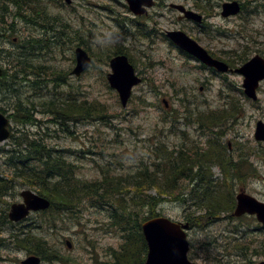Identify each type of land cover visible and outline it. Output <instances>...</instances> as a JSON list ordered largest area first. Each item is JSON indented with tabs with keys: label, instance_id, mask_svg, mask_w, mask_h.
I'll return each mask as SVG.
<instances>
[{
	"label": "rangeland",
	"instance_id": "obj_1",
	"mask_svg": "<svg viewBox=\"0 0 264 264\" xmlns=\"http://www.w3.org/2000/svg\"><path fill=\"white\" fill-rule=\"evenodd\" d=\"M37 1L50 15L60 18L34 11L31 0L20 3L0 0V65L4 68L0 75V112L9 118L11 132L9 138L0 144V172L15 178L21 186L9 187L5 191L0 209L8 210L11 203L20 201V191L30 188L24 185L60 187L59 183L70 177L63 164L69 149L75 151L72 156H67V160L78 166L77 178L89 181L103 176L127 179L134 175L131 172L137 167L144 169V164L149 165L155 155L164 151L165 146L159 150L153 149L160 141L166 143L168 153H171L185 143L182 136L196 140L197 133L190 132L197 127L196 117L188 115L191 109H194V114L218 117L221 112L227 114L224 109H230L233 105L237 107L238 101L242 105V115L236 119H225L213 128L212 133H217L213 136L221 144L238 142L250 149L248 154L258 174L243 178L235 171L234 176L229 177L228 184L234 193L244 189L257 200L264 201V143H256L253 139L256 121L264 122V82L258 88L257 101L243 100L239 93L241 76L229 73L218 77L194 70L195 64H185L186 59L167 47L158 34L182 29L209 52L224 61H234L237 67L239 56L250 58L259 54L264 57V0H240L243 7L258 1L259 12L250 14L246 24L238 17L224 19L219 15L218 6L230 0H208L207 4L214 8L206 11L200 10L193 0H156L158 4L140 20L150 26L156 36L149 39L140 36L139 42L124 39L120 34L115 20L123 22L129 14L109 0H73L70 6L55 0ZM200 1L207 6L204 0ZM169 3L182 4L202 14L206 17L205 28L199 31L186 21H179L178 13L168 8ZM13 6L16 8L14 14L9 12ZM4 33H16L19 47L6 42ZM13 37L16 38L14 35L11 39ZM79 38L93 62L86 73L76 78L69 73L74 66L73 49L79 44ZM58 43L61 46L58 47ZM118 44L128 52L127 56L143 78V82L133 89L125 109L120 106L116 93L108 88L105 80L109 71L108 55ZM163 64L165 68H162ZM55 86H58L56 91ZM182 88L186 89L188 95L179 99L175 92ZM162 91L170 95L169 98L173 97V92L175 97L168 101L169 106L165 111L161 110V100L166 98L164 94L162 96ZM55 93L61 96L71 93L79 100H86L88 105L99 104L102 112L79 123L65 119L49 109L46 111L47 105L55 100ZM30 108H39L44 114L36 115L37 119L34 120L28 119L27 114L22 115L21 112H27ZM186 116L190 117V124ZM172 127L176 134L170 135L167 131ZM178 129L186 131L187 135L177 133ZM213 136L207 133V136L199 138L197 135V147L204 149ZM200 156L197 154L194 158ZM164 161V158H160V163ZM211 173L217 182L223 180L217 165L212 167ZM106 207L105 200L96 203L97 209ZM158 211L185 222L183 204L162 202ZM115 212L118 213L116 216H121V212ZM105 217V213H99L87 204L78 209L72 208L71 212L55 221L56 230L47 238L53 251L60 253L69 264L107 262L108 249L118 247L120 237L105 224ZM248 218L251 217H245L242 223L257 232L251 233L250 237L247 235L248 242L254 240L262 247L264 232H258L254 219ZM224 219L208 225L201 223L187 232L191 243L188 253L190 261L219 264L216 245L226 244L230 238L226 236L228 225L235 223ZM0 227L10 235L0 242V264H19L27 255L39 256L41 264H60L52 259L48 251L35 254L21 246L14 239L16 225L13 222L5 220ZM2 236L7 237L6 234ZM66 240L71 242V247L66 246ZM243 259L248 264L249 257ZM255 261L257 264L264 261V256H257Z\"/></svg>",
	"mask_w": 264,
	"mask_h": 264
},
{
	"label": "trees",
	"instance_id": "obj_2",
	"mask_svg": "<svg viewBox=\"0 0 264 264\" xmlns=\"http://www.w3.org/2000/svg\"><path fill=\"white\" fill-rule=\"evenodd\" d=\"M21 0H10L13 3H20ZM23 1V0H22ZM17 7V6H16ZM82 104L77 105V103L72 102H61L55 103L53 108L46 107V110H51L53 113H58L56 115L63 116L65 119H69L70 121L82 120L87 117L91 118L94 116H98L102 112V108L99 104H91L89 106L85 105V102H81ZM33 109L30 108L27 112L22 111L21 114H27L28 119H33ZM229 114L239 113V108L233 106L230 110ZM34 120V119H33ZM203 123V121H200ZM40 147V145H39ZM37 150V148H36ZM183 156L184 152H180ZM201 155L197 157L195 166H197V179H196V187L194 191L195 196H191L190 201L196 202V204L204 210L201 216L197 218H192L187 215H184V218L188 220L190 223L194 225H199L201 223H207L208 219L217 218L218 215L222 211L229 210L233 205V198L231 196H222L219 191V185H215L212 180L211 174L207 170H209L210 165L208 162L213 158L218 163L223 170H229L231 175L234 176L235 171H238V175L241 176L242 173H245V160L242 157H238L236 159L226 156L223 152H218L214 157L211 155ZM63 164L67 167V170L70 173V177L62 180V183H59L60 187H49L47 184H42L40 186V191L43 194H46L49 199L52 201V206L49 210L42 212L39 215V218L36 220L38 226L33 229V233L31 229L27 231H23L21 233L15 234V239H18L21 235L26 236L18 240L20 245L26 247L29 251L35 254H42L45 251H48L50 256L59 261L60 264H69L66 262V259L59 255L57 252L53 251V249L49 246H45V235L47 233V229H54L56 217L59 212H68V209L81 204L83 201L91 202L94 207H96V203L98 200H105V193L97 196L100 190L104 188L97 189L102 186V184H97L96 188L93 185H88L87 182H81L75 180L73 178L74 168L72 165L67 164L63 161ZM192 166L189 168L191 170ZM172 173L169 176L168 170L164 176V181H157L158 179L153 177V174L150 175L148 173H139V198L130 197L127 201V206L124 209H119L121 212V216H116L118 213L115 212L114 216H110L109 222L111 225L117 227L118 233L121 237V243L118 249H109L111 252V261L106 262L104 264H143L146 254V244L141 232V223L147 219V217H152L157 215L155 211V207L159 204L160 201L169 199L174 192L181 193L182 189L180 185H178V179L182 178L184 174L185 165H172L171 166ZM56 174L57 172L54 171ZM251 173V172H249ZM247 173V174H249ZM55 174V175H56ZM252 175H256L254 170H252ZM230 175V176H231ZM192 176L189 178L191 179ZM18 183L15 178L8 176V174L3 175L0 172V197L5 194V191L9 188L10 184ZM135 181V178L132 180V183ZM131 181L128 183L130 184ZM43 183V182H41ZM85 183V184H83ZM171 184V185H170ZM136 185V184H135ZM152 188H156L158 191V196L147 194L148 191ZM94 194L90 192L96 190ZM164 196V197H162ZM177 199L182 200L181 196H178ZM187 201V199H184ZM131 202L138 207L139 210L135 207L131 206ZM110 203H107L109 205ZM114 209V208H112ZM5 217L0 216V225L4 222ZM41 221L45 223L44 226ZM27 228L28 225H26ZM1 230V227H0ZM36 233H40V236H36ZM49 249V250H48ZM58 256V259H57Z\"/></svg>",
	"mask_w": 264,
	"mask_h": 264
},
{
	"label": "water",
	"instance_id": "obj_3",
	"mask_svg": "<svg viewBox=\"0 0 264 264\" xmlns=\"http://www.w3.org/2000/svg\"><path fill=\"white\" fill-rule=\"evenodd\" d=\"M65 1L70 2V0ZM128 2L135 12H138L137 8L138 6L140 8L141 4H149V0H128ZM238 11L239 5L236 2L226 3L223 5L222 15H234ZM140 12H142V9H139ZM187 16L199 21V17L190 12H187ZM168 36L178 47L201 62L215 67L219 72L227 71L225 63L212 59L203 48L182 32H170ZM76 58L77 65L73 73L79 75L88 66L89 58L81 49L76 50ZM111 68L112 74L107 76L110 87L118 91L121 102L125 105L130 95L131 87L138 83L139 80L134 76L133 69L124 56L114 58L111 61ZM236 72L245 77L243 82L244 93L255 100V90L258 82L264 79V59L255 56L240 69H237ZM7 123V119L0 113V142L9 135L6 130ZM254 136L256 140L264 141V124L261 121L257 122ZM21 196L24 200L23 203L11 205L8 215L11 220H20L27 216L30 210H42L49 206L47 200L29 191L22 192ZM245 212L256 214L257 219L264 224V204L257 202L244 193H240L237 195V206L234 215L238 216ZM183 228H187V225L181 226L163 217L153 218L143 223L142 232L148 247L144 264H193L187 260L189 245ZM38 261V258L32 257L24 261V264H36Z\"/></svg>",
	"mask_w": 264,
	"mask_h": 264
},
{
	"label": "bare ground",
	"instance_id": "obj_4",
	"mask_svg": "<svg viewBox=\"0 0 264 264\" xmlns=\"http://www.w3.org/2000/svg\"><path fill=\"white\" fill-rule=\"evenodd\" d=\"M10 90V89H9ZM36 98V97H35ZM40 98V97H39ZM35 101V100H34ZM42 102V101H41ZM50 103V102H49ZM38 105V104H37ZM42 105V104H41ZM49 105V104H48ZM43 106V105H42ZM46 107V106H45ZM41 108V107H40ZM44 108V107H43ZM3 114V113H2ZM4 115V114H3ZM5 116V115H4ZM7 117V116H6ZM7 121H8V136H10V134H11V132H10V128H9V126H10V122H9V118L7 117ZM75 123V122H74ZM58 124V123H57ZM59 125V124H58ZM33 127H35V126H33ZM59 131V130H58ZM64 132H66V131H64ZM51 133V132H50ZM68 133V132H67ZM9 138V137H8ZM7 138V139H8ZM7 139H5V140H7ZM5 140H3V141H5ZM2 141V142H3ZM26 144V143H25ZM25 149V148H24ZM34 256H36V255H34ZM37 258H38V260L40 261V263L42 262V260H41V258L39 257V256H36Z\"/></svg>",
	"mask_w": 264,
	"mask_h": 264
},
{
	"label": "flooded vegetation",
	"instance_id": "obj_5",
	"mask_svg": "<svg viewBox=\"0 0 264 264\" xmlns=\"http://www.w3.org/2000/svg\"><path fill=\"white\" fill-rule=\"evenodd\" d=\"M241 8H242V5H241ZM133 22H134V20H133ZM136 33H138L139 34V20L136 22Z\"/></svg>",
	"mask_w": 264,
	"mask_h": 264
}]
</instances>
